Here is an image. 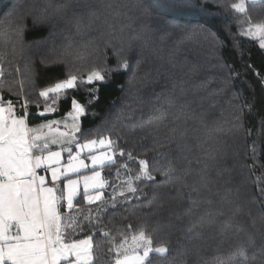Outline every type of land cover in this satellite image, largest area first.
<instances>
[{"label":"trees","instance_id":"1","mask_svg":"<svg viewBox=\"0 0 264 264\" xmlns=\"http://www.w3.org/2000/svg\"><path fill=\"white\" fill-rule=\"evenodd\" d=\"M194 2L201 6L197 10L202 14L216 15L212 24L219 42L162 21H153L151 30L142 36L146 29L137 7L141 0H13L15 17L0 18V93L5 98L18 96L42 110L45 105L38 93L51 86L50 82H58L69 72L86 78L93 68L106 72L111 67L115 74L109 73V82L99 86L98 101L92 109L95 117L89 112L82 122L85 135L88 130L93 139L122 135L130 147L145 151L138 142L150 129L151 121L163 129L158 142L171 144L173 149L177 143L196 145L207 130L220 138L219 151L208 161L206 171H201L202 165H193L189 172L183 158L187 153L177 151L168 159L152 161L156 183L141 185L143 196L108 213L105 227L99 229L108 233L107 237L95 235L97 230L93 229L94 255L100 264H111L113 256L108 249L113 237L119 242L127 225L144 228L154 240L170 241L166 255H151L152 264H216L217 258L226 259L237 251L238 236L245 235L240 229L246 230L244 247L249 264L264 261V205L255 193L246 194L252 175L246 153L253 141L259 162L264 163V129L260 127L264 104L258 99L260 85L245 66L251 63L264 70V55L248 39L236 41L244 49L243 58L238 55L240 49L233 48L228 27L233 34L237 28L234 17L224 10L235 0ZM63 4L69 7L58 11L56 6ZM84 4L92 6L89 11L94 16L77 28L73 12L82 10ZM249 14L254 22L264 21V0L250 4ZM21 19L26 27L22 36L15 32ZM34 19L44 23L34 25ZM109 25L115 27L110 29ZM109 43L127 57L128 70L116 72L117 58L106 47ZM69 95L86 99L84 91ZM254 98L256 108L251 115L245 113L237 125L233 120L237 109ZM54 107L64 113L69 104ZM50 118L61 115L51 114ZM146 143L149 148L157 145L151 139ZM153 155L148 152L150 160ZM191 155L206 159L199 147ZM169 160L174 167L171 172ZM193 186L197 191H192ZM80 200H76L77 208L81 207ZM90 214L93 219L97 215L95 211ZM177 214L181 220L176 219ZM190 224L200 226L195 235L186 231Z\"/></svg>","mask_w":264,"mask_h":264},{"label":"snow or ice","instance_id":"2","mask_svg":"<svg viewBox=\"0 0 264 264\" xmlns=\"http://www.w3.org/2000/svg\"><path fill=\"white\" fill-rule=\"evenodd\" d=\"M208 2L205 0V4ZM255 3L256 0H235L224 10L226 15L234 17L237 32L233 34L228 27V34L233 48L240 49L238 55L241 58L244 49L236 43L237 38L250 40L264 55V21L254 22L249 14V5ZM68 7V4L56 6L58 11ZM91 7L84 4L82 10H74L77 28L94 16L89 11ZM137 7L141 10L146 29L142 36L151 30L153 21H162L177 29H190L194 34L203 33L211 41L219 42L212 24L217 19L216 15L202 14L197 10L201 6L194 0H141ZM15 12L13 0H0V18L12 19ZM36 23L44 21L34 19L33 24ZM114 27L109 25L110 29ZM24 31L26 27L21 19L15 26V32L22 36ZM106 47L117 58L116 72L130 68L129 60L115 44L109 43ZM245 66L256 77V83L261 88L258 99L264 104V70L256 69L251 63ZM109 73L115 74L111 67L106 72L93 68L86 78L69 72L58 82H50L51 86L38 93L45 105L42 110L38 104L31 105L27 99L21 101L18 96L16 99L5 98L0 93V264H100L94 255L95 235L107 237L109 234L99 229L105 227L104 219L108 213L117 207L130 206L143 196L145 193L141 185L156 183L153 175L156 166L152 161L157 157L168 159L173 151L187 153L183 158L189 172L193 165H202L203 172L208 168V161L214 159L213 154L219 151L220 138L211 130L198 137L196 145L177 143L173 149L171 144H161L158 137L162 136L163 129L151 121L150 129L138 142L145 151H138L136 146L130 147L122 135H101L93 139L90 130L85 135L82 122L88 118L89 112L95 117L92 109L98 101L99 86L109 82L106 79ZM0 75H3L2 69ZM80 91L85 93L83 101L78 96L69 95ZM256 99L237 109L233 116L237 125L244 119L245 113L251 115L256 108ZM64 102L69 104V109L59 113L54 106ZM32 107L38 111H29ZM155 111L161 109L156 108ZM49 114H60L62 119L37 127L40 121L48 119ZM33 117L37 118L35 122ZM61 127L65 130L61 131ZM260 127L264 129V118L260 120ZM43 128L50 131L54 128L55 134L42 136ZM248 134L251 135V130ZM150 139L157 141V145L149 148L146 142ZM57 145L60 150H54ZM195 147L203 149L206 159L191 155ZM165 148L166 152L159 151ZM148 152L154 153L151 160ZM246 156L251 161L247 167L252 173L246 194L253 196L255 193L264 205V163L259 162L256 141H253ZM167 168L169 172L174 170L171 160ZM192 191H197L196 187L193 186ZM77 197L81 198L78 201L81 207L86 203L97 215L94 219L90 213L81 215L75 224L79 234L73 236V226L71 222L64 223V213L74 210ZM191 202L195 203L194 200ZM176 219L181 220L182 216L177 214ZM198 227L197 224H190L186 231L195 235ZM93 229L97 230L95 235ZM240 232L245 235L238 236L237 251L226 259L217 258L216 264H249L244 247L246 230L240 229ZM108 251L113 256L111 264H152L151 255H166L170 251V241L154 240L144 228L127 225L120 233L119 242H115L113 237Z\"/></svg>","mask_w":264,"mask_h":264},{"label":"crops","instance_id":"3","mask_svg":"<svg viewBox=\"0 0 264 264\" xmlns=\"http://www.w3.org/2000/svg\"><path fill=\"white\" fill-rule=\"evenodd\" d=\"M0 83H1V81H0ZM17 110H19V106H18ZM41 124H44V121L39 122V124H37L36 126L39 127ZM42 130H41V134H42ZM65 147H67V145H65ZM54 150H60L59 145L55 146ZM66 159H67V153L65 152L64 160L66 161ZM81 193H82V187H81ZM78 198H80V197H77V200H78ZM92 211H93V209L91 207H89L87 204L84 205L83 207L77 208L76 207V201H74V210L73 211H71V212L65 211V213H64V216H65L64 223L67 225V224H69L71 222V224L73 226L72 227V235L73 236L79 234V229H77L75 227L76 221L80 219L81 215H87V214L91 213ZM69 217L71 219H69ZM81 223H83V221H81Z\"/></svg>","mask_w":264,"mask_h":264},{"label":"rangeland","instance_id":"4","mask_svg":"<svg viewBox=\"0 0 264 264\" xmlns=\"http://www.w3.org/2000/svg\"><path fill=\"white\" fill-rule=\"evenodd\" d=\"M259 0H256V2H258ZM62 119V117L61 118H50V119H46L45 121H44V124H47V123H49L51 120H61ZM69 123H71V120H70V118H69ZM63 130H65V129H63L62 127H61V131H63ZM55 134V129L53 128V129H51V131L48 129V128H43V130H42V136H46V137H51V136H53Z\"/></svg>","mask_w":264,"mask_h":264},{"label":"water","instance_id":"5","mask_svg":"<svg viewBox=\"0 0 264 264\" xmlns=\"http://www.w3.org/2000/svg\"><path fill=\"white\" fill-rule=\"evenodd\" d=\"M51 116V114L48 115V117Z\"/></svg>","mask_w":264,"mask_h":264}]
</instances>
